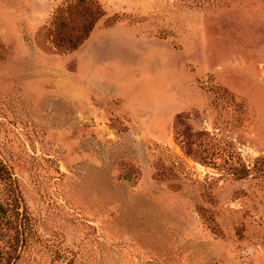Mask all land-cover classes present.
Wrapping results in <instances>:
<instances>
[{
  "label": "rangeland",
  "instance_id": "rangeland-1",
  "mask_svg": "<svg viewBox=\"0 0 264 264\" xmlns=\"http://www.w3.org/2000/svg\"><path fill=\"white\" fill-rule=\"evenodd\" d=\"M166 9L0 0V158L35 237L21 264H264V0ZM125 19L172 50L121 97L115 64L79 60Z\"/></svg>",
  "mask_w": 264,
  "mask_h": 264
},
{
  "label": "crops",
  "instance_id": "crops-1",
  "mask_svg": "<svg viewBox=\"0 0 264 264\" xmlns=\"http://www.w3.org/2000/svg\"><path fill=\"white\" fill-rule=\"evenodd\" d=\"M109 13L122 12L133 16H153L161 13L166 18V7L172 6V0H96ZM132 19L121 20L110 27L102 28L97 25L84 43L87 52L84 60H79V66L91 68L113 69L115 64L118 71V84L120 77L128 78L132 75L131 69H139L141 78L139 81L151 82L166 77L167 70L162 69L150 74L152 66L167 62L168 54L171 55L172 47L167 45L161 38L150 36L146 27L140 22H133ZM138 21V20H137ZM92 46L90 47V45ZM90 47V51H89ZM94 49V50H93ZM90 53V55H89ZM88 55L90 57H88ZM107 60V67L99 65V60ZM101 66V67H100ZM121 83L120 96L128 97V92L133 89L126 88ZM154 96L159 95L162 100V91H153ZM165 97L167 99L166 93ZM171 99V98H170ZM167 105V101L166 104Z\"/></svg>",
  "mask_w": 264,
  "mask_h": 264
},
{
  "label": "trees",
  "instance_id": "trees-1",
  "mask_svg": "<svg viewBox=\"0 0 264 264\" xmlns=\"http://www.w3.org/2000/svg\"><path fill=\"white\" fill-rule=\"evenodd\" d=\"M34 240L32 217L12 172L0 158V264H21Z\"/></svg>",
  "mask_w": 264,
  "mask_h": 264
}]
</instances>
